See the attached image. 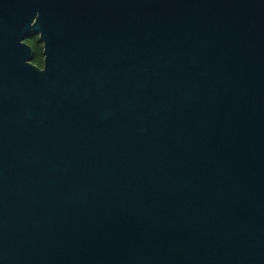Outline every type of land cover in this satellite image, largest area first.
Listing matches in <instances>:
<instances>
[{
  "label": "water",
  "instance_id": "water-1",
  "mask_svg": "<svg viewBox=\"0 0 264 264\" xmlns=\"http://www.w3.org/2000/svg\"><path fill=\"white\" fill-rule=\"evenodd\" d=\"M0 264H264V0H0Z\"/></svg>",
  "mask_w": 264,
  "mask_h": 264
},
{
  "label": "trees",
  "instance_id": "trees-1",
  "mask_svg": "<svg viewBox=\"0 0 264 264\" xmlns=\"http://www.w3.org/2000/svg\"><path fill=\"white\" fill-rule=\"evenodd\" d=\"M27 41L29 43L32 44V46L35 49V56L33 58V61L39 65L43 64V52H42V44H41V40L39 39V35L38 34H30L27 36Z\"/></svg>",
  "mask_w": 264,
  "mask_h": 264
},
{
  "label": "flooded vegetation",
  "instance_id": "flooded-vegetation-1",
  "mask_svg": "<svg viewBox=\"0 0 264 264\" xmlns=\"http://www.w3.org/2000/svg\"><path fill=\"white\" fill-rule=\"evenodd\" d=\"M41 44H42V46H43V42H41ZM33 48H34V47H33ZM42 52H43V56H42L43 64L40 65V66H43V65H44V56H45V54H44V46H43V48H42ZM34 56H35V49H34Z\"/></svg>",
  "mask_w": 264,
  "mask_h": 264
}]
</instances>
